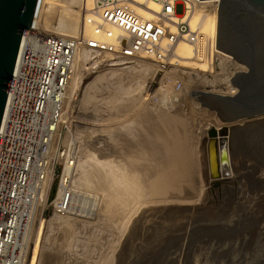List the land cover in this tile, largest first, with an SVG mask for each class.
Masks as SVG:
<instances>
[{
  "label": "rangeland",
  "instance_id": "obj_1",
  "mask_svg": "<svg viewBox=\"0 0 264 264\" xmlns=\"http://www.w3.org/2000/svg\"><path fill=\"white\" fill-rule=\"evenodd\" d=\"M51 1L46 23L62 9L70 19L68 28H74L66 33H78L83 3L77 7L68 0ZM94 61L85 64L81 52L77 54L60 140L76 156L72 184L98 195L95 211L88 217L48 211L41 224L38 213L25 264H264V114L228 122L221 119L220 114L227 113L217 105L241 90L250 102H259L264 81L249 76L244 88L236 76L239 69H204L186 61L179 69H169L165 75L172 81L165 82L148 58L95 56ZM243 73L251 74L246 67ZM260 117L262 122L257 121ZM223 126L229 128L225 135L208 134L211 127ZM212 138L218 157L223 153L226 158L219 159L216 177L210 174ZM161 144L173 149L176 166L188 172L182 185L189 184L186 189L193 193L186 199L163 202L158 194L139 188L130 194V175L120 173L129 165L131 151L146 156L139 153L142 147ZM149 162L143 165L151 173L154 165ZM80 164L87 169L82 173L91 172L88 180H101L97 174L106 172L101 176L108 186L98 185V180L82 184Z\"/></svg>",
  "mask_w": 264,
  "mask_h": 264
},
{
  "label": "built area",
  "instance_id": "obj_2",
  "mask_svg": "<svg viewBox=\"0 0 264 264\" xmlns=\"http://www.w3.org/2000/svg\"><path fill=\"white\" fill-rule=\"evenodd\" d=\"M217 1L93 0L76 34L44 32L35 18L23 30L0 121V264H25L38 208L40 224L48 211L80 217L95 211L94 191L78 188L76 195L72 189L76 156L60 140L77 53H86L88 65L95 56L148 58L170 82L165 73L185 59L175 49L187 43L186 61L204 69H239L244 65L216 52L215 38L202 27L207 15H217Z\"/></svg>",
  "mask_w": 264,
  "mask_h": 264
},
{
  "label": "water",
  "instance_id": "obj_3",
  "mask_svg": "<svg viewBox=\"0 0 264 264\" xmlns=\"http://www.w3.org/2000/svg\"><path fill=\"white\" fill-rule=\"evenodd\" d=\"M40 0H0V121L21 34L35 18ZM215 49L244 65L264 81V0H218ZM242 89V88H241ZM227 102L217 103L221 119L234 122L264 114V99L249 102L243 91ZM240 102L245 103L244 105ZM227 126L208 130L209 135H225ZM211 133V134H210ZM224 138H220L223 143ZM210 174L218 176L219 159L215 139L209 141Z\"/></svg>",
  "mask_w": 264,
  "mask_h": 264
},
{
  "label": "bare ground",
  "instance_id": "obj_4",
  "mask_svg": "<svg viewBox=\"0 0 264 264\" xmlns=\"http://www.w3.org/2000/svg\"><path fill=\"white\" fill-rule=\"evenodd\" d=\"M72 5H74V6H79L80 5V2H81V5H82V3H83V9L84 8H88L89 6H91V4H92V1L93 0H74V3L73 2H71L70 0H68ZM200 2H202V4H204V3H208V2H210L211 0H199ZM78 2V3H77ZM52 4H53V2L51 1V0H40L39 1V5H38V9H37V12H36V14H35V22H37V24H38V26H39V28L42 30V31H44V32H48V33H55V34H62V35H70V34H68V33H66V32H69V31H72L74 28H71L72 30H70V28H68V26H70L69 25V21H70V19H69V17H67V15H65V11L64 10H62V9H59L58 11H57V15H56V17L54 18V20H52L51 22H49V23H46V20H44V19H46L47 17H48V12L50 11V8L52 7ZM151 5H153V3H151ZM82 7H81V9H82ZM41 16V17H40ZM45 17V18H44ZM216 22H217V15L215 16L214 14L213 15H207L206 17H205V19H204V21H203V23H202V27H203V29H204V31L205 32H207L211 37H213V38H215V42H216ZM65 25V26H64ZM67 26V27H66ZM77 26V20L75 21V26L74 27H76ZM60 28V30L61 31H58V28ZM63 29H65V31L63 30ZM216 50V52H218L219 54H222V55H225L224 53H222V52H220V51H218L217 49H215ZM80 52H81V61H84L85 60V58H86V53L83 51V50H80ZM175 52L178 54V55H180L182 58H185V59H183V61H182V64H185V62H186V59H188L189 58V55H190V52H191V47H190V45L189 44H187V43H179L178 45H177V47H176V49H175ZM78 54V53H77ZM189 63L191 62V61H188ZM82 64V63H81ZM181 64V65H182ZM196 64V63H195ZM146 66V65H145ZM186 66V65H185ZM190 66V65H189ZM198 66V65H197ZM203 66V65H202ZM206 65H204V67H205ZM245 67V66H244ZM243 66H240V68H239V71H238V73L236 74V76H238L239 77V79L241 80V83H242V85H241V87H244V88H246V86H248L247 85V83H248V79H249V76H253V74L251 75V74H245V73H243V71H244V68ZM144 68V67H143ZM189 68H191V67H189ZM146 69V68H145ZM197 69V68H196ZM188 70H190V69H188ZM186 71H187V69H186ZM111 74V73H110ZM236 78V77H235ZM252 81V80H251ZM234 82H236V81H234ZM249 82H250V80H249ZM251 86H253L252 84H251ZM255 87V86H254ZM72 88V87H71ZM233 88H234V86L232 85V86H230V92L233 90ZM169 89V88H168ZM251 89V88H250ZM254 89V88H253ZM240 90V89H239ZM255 90H256V88H255ZM74 91V90H73ZM76 91V90H75ZM250 91V90H249ZM72 92V91H71ZM69 93V92H68ZM74 93V92H73ZM164 92H162V94H163ZM253 93V92H252ZM264 96V95H263ZM262 96V97H263ZM86 98H88V97H85V100H87ZM225 99V98H224ZM264 99V98H263ZM88 101V100H87ZM86 101V102H87ZM225 101L227 102V100L225 99ZM255 101V100H254ZM253 101V102H254ZM250 102V101H249ZM72 103V102H71ZM155 119V118H154ZM256 119H258V118H256ZM162 120V119H161ZM255 121V120H254ZM257 121H259V122H262V118L260 117V119H258ZM153 123V122H152ZM152 123H151V125H152ZM156 123V122H155ZM162 123V122H161ZM168 123V122H167ZM175 123V122H174ZM254 123V122H253ZM158 124V123H157ZM156 124V125H157ZM166 124V123H165ZM149 125V124H148ZM147 125V126H148ZM167 126V125H166ZM155 127V126H154ZM168 127V126H167ZM170 127V126H169ZM156 128V127H155ZM166 128V127H165ZM164 128V130L166 131V129ZM175 128V127H174ZM150 129H152V128H150ZM157 129V128H156ZM159 129H162V128H159ZM158 129V130H159ZM147 130V129H146ZM154 131H156V132H159V131H157V130H155V129H153ZM171 130V129H170ZM178 130V129H177ZM165 131H162L161 133H164ZM168 131H169V129H168ZM178 131H180V130H178ZM153 132V131H152ZM182 132H184V131H182ZM181 132V133H182ZM171 133V132H170ZM178 133V132H177ZM156 134V133H155ZM165 134H168L167 132L165 133ZM164 134V135H165ZM179 134V133H178ZM149 135V134H148ZM163 135V134H162ZM163 135V136H164ZM172 135V134H171ZM147 136V135H146ZM154 136V135H153ZM152 136V137H153ZM166 136V135H165ZM176 136V135H175ZM175 136H173L174 138H176ZM183 136V135H182ZM182 136L180 137V138H182ZM156 138H157V136H155ZM163 138V141H164V137H162ZM170 138H171V136H170ZM178 138V137H177ZM179 138V139H180ZM159 139H161V138H159ZM158 139V140H159ZM166 140H167V138H165ZM154 140V139H153ZM176 140V139H175ZM181 140V139H180ZM182 140H183V138H182ZM169 141V140H168ZM179 141V140H178ZM162 143V142H161ZM165 143V142H164ZM180 143V142H179ZM183 143H184V141H183ZM98 145V144H97ZM163 144H161V146L159 147H152L151 149L148 147V149L146 148H144V147H142L143 148V150L141 149V146H139L140 147V152L139 153H144L146 156H141V154L139 155V154H134L135 152H133V153H131L130 152V162H129V165H127V168H125L124 170L122 169L121 170V168H120V173H123L124 171V173L126 174V173H128L129 175H130V177H129V183H130V194H131V190H132V188H135V189H140L141 190V192H143V191H145V194L146 193H151V194H158L159 196H160V200L162 201L163 200V202L164 201H166V202H168V201H178V200H181V199H183V198H185L186 199V197H188L189 196V194H192L191 193V188H188V189H186V187L189 185H186V187H184L183 185H182V183L183 182H185L184 180H185V177H186V175L188 174V172H186V171H184L182 168H183V166H182V168L181 167H179V166H176V164H175V162H174V157L172 156L173 154L170 152V151H172L171 149L170 150H168V145H167V147L166 146H162ZM170 145H172V143L170 144ZM131 146V145H130ZM173 146V145H172ZM174 147V146H173ZM185 148V147H184ZM178 149V148H177ZM223 151V150H222ZM173 152V151H172ZM184 152V151H183ZM209 152V151H208ZM174 153V152H173ZM124 155V154H123ZM119 156V155H118ZM186 157V156H185ZM88 158V157H87ZM97 158V157H96ZM127 159H128V157H126ZM174 158V159H173ZM233 158H234V156H233ZM86 159V158H85ZM98 159V158H97ZM96 160V159H95ZM119 160V159H118ZM87 161V160H86ZM103 161V160H102ZM102 161H99L98 162V160L96 161V163H104V162H102ZM114 161V160H113ZM149 161H152V163H153V165H154V170L152 169V172L150 173V171L151 170H145L144 169V165H143V162H149ZM179 161V160H178ZM119 162V161H118ZM85 163V162H84ZM83 163V164H84ZM95 163V162H94ZM95 163V164H96ZM108 163V162H107ZM150 163V162H149ZM179 163V162H178ZM210 163V162H209ZM94 164V165H95ZM127 164V163H126ZM146 164V163H145ZM180 164V163H179ZM84 165H86V163L84 164ZM98 165V164H97ZM101 165H105V164H101ZM143 165V166H142ZM150 165V164H149ZM153 165H151V166H153ZM186 165V164H185ZM81 166H83V165H81L80 164V167ZM114 166V165H113ZM150 166V167H151ZM78 167V166H77ZM79 167V168H80ZM84 167V166H83ZM82 167V169H80V171L81 170H83V169H86L85 167L83 168ZM99 167V166H98ZM125 167V166H124ZM87 168H88V165H87ZM123 168V167H122ZM147 168V167H146ZM148 168H149V166H148ZM99 169V168H98ZM151 169V168H150ZM87 170V169H86ZM80 171H79V173H80ZM97 171V170H96ZM107 171V170H106ZM118 171V170H117ZM83 172H85L84 170H83ZM88 172H89V170H88ZM238 172V171H237ZM87 173V172H86ZM91 172H89V173H87V175H89ZM150 173V174H149ZM95 174V173H94ZM100 174V173H99ZM99 174H97L98 175V177H99V179H101V180H98V179H96L95 181H97L98 180V182L100 183V184H98V185H102L103 186V184L105 183V187L106 186H108V184L106 185V182H104L103 183V176H101V174L99 175ZM105 174H106V172H105ZM105 174H102V175H105ZM118 174V173H117ZM116 174V175H117ZM87 175L85 174V173H82V171H81V174H80V177H82V184L84 183V185H86V186H88L89 184H91V181H94V179L93 180H88V178H90V177H88L87 178ZM92 175H93V173H92ZM96 175V174H95ZM109 175V174H108ZM77 176H79L78 174H77ZM90 176V175H89ZM113 176V175H112ZM123 177L125 176L124 174L122 175ZM185 176V177H184ZM94 177V176H93ZM97 177V176H96ZM105 177V176H104ZM107 177V176H106ZM188 177H191L190 175L188 176ZM78 178L79 177H77V180H78ZM91 178H92V176H91ZM103 178V179H102ZM107 178H109V177H107ZM118 178H121L120 176H118ZM79 179H81V178H79ZM114 179H117V177L115 178L114 177ZM226 179V178H225ZM105 180H107V179H105ZM110 180V179H109ZM123 180V179H122ZM76 181V180H75ZM78 181H80V180H78ZM78 181H76L77 183H78ZM94 181V182H95ZM118 181H119V179H118ZM189 181H190V178H189ZM81 182H79V183H81ZM227 182V181H226ZM229 182H231V181H229L228 180V183ZM78 183V184H79ZM111 183V181H109V184ZM120 183V182H119ZM225 183V182H224ZM81 184V185H82ZM113 184V183H112ZM126 184V183H125ZM80 185V184H79ZM96 185H97V183H96ZM117 185V184H116ZM120 185H121V183H120ZM124 185V184H123ZM213 185V184H212ZM129 186V185H128ZM190 186V185H189ZM110 187V186H109ZM111 188V187H110ZM116 188V187H115ZM114 188V189H115ZM119 188H120V186H119ZM119 188L117 189V190H119ZM73 190H74V192L76 193V195H78V188H72ZM107 189V188H106ZM185 189V190H184ZM86 190V189H85ZM128 190V189H127ZM133 191H134V189H133ZM138 191V190H137ZM114 193L116 192V190L115 191H113ZM108 193V192H107ZM117 193V192H116ZM115 193V194H116ZM120 193V192H119ZM118 193V194H119ZM144 193V192H143ZM117 194V195H118ZM133 194V193H132ZM153 196V195H152ZM191 196V195H190ZM151 197V196H150ZM192 198V197H191ZM191 200V199H190ZM152 201V200H151ZM154 201H156V200H154ZM159 201V200H158ZM160 201V202H161ZM148 202V201H147ZM162 202V203H163ZM183 202V201H182ZM185 202V201H184ZM187 202H189V201H187ZM153 203H155V202H153ZM157 203H159V202H157ZM39 210H40V208H38V210H37V213H36V215L39 213ZM36 215H35V217H36ZM92 216V215H91ZM34 217V218H35ZM88 217V216H87ZM33 218V219H34ZM32 219V220H33ZM34 222V221H33ZM31 230V229H30ZM29 233H30V231H29ZM28 236H29V234H28Z\"/></svg>",
  "mask_w": 264,
  "mask_h": 264
}]
</instances>
